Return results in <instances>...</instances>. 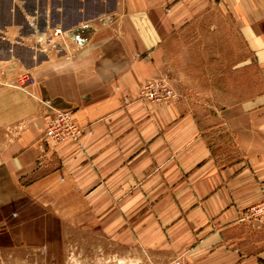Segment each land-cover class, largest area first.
<instances>
[{"label":"crops","instance_id":"0c3cea01","mask_svg":"<svg viewBox=\"0 0 264 264\" xmlns=\"http://www.w3.org/2000/svg\"><path fill=\"white\" fill-rule=\"evenodd\" d=\"M215 11L243 48L232 65L228 42L187 52ZM53 26L82 27L71 56L35 47ZM184 52L245 96L205 116L139 97ZM0 60L35 78L0 87V263L65 264L91 238L90 264H264V224L239 221L264 199V0H0ZM56 110L86 127L78 142L44 139Z\"/></svg>","mask_w":264,"mask_h":264},{"label":"rangeland","instance_id":"374dc122","mask_svg":"<svg viewBox=\"0 0 264 264\" xmlns=\"http://www.w3.org/2000/svg\"><path fill=\"white\" fill-rule=\"evenodd\" d=\"M71 17V15L69 16ZM97 20L102 18L101 15L96 16ZM200 23L203 24L199 25ZM208 23L207 26L205 24ZM197 26V27H196ZM192 29L189 30L183 38L189 39L193 37L198 39L197 48L191 49L187 46L188 53L192 51L194 54L208 53L209 58H214L213 55L216 52H220L222 45L221 42L230 44V64L234 63L236 56L243 53L242 45L236 34L233 22L230 18L222 16L216 11L210 15H203L193 23ZM198 29V30H196ZM193 32V34H191ZM204 42L213 43L214 45H202ZM184 52L183 61L173 63L170 74V86L173 89L176 97L183 103L188 104L193 108L199 115H207L211 111V106L215 108L221 107L227 102L237 99L239 96L237 93H222L221 85L223 78L217 76L215 78L205 77L207 74L208 67L215 62H202L200 56L197 61H190L189 54ZM208 58V59H209ZM207 64V65H206ZM208 66V67H207ZM215 72V70H214ZM236 75V74H233ZM237 78L232 75L228 76L226 82L236 81ZM248 89V88H247ZM247 94V93H246ZM248 96V95H246ZM82 245L76 243L74 240L70 243V253L67 255L65 264H90L92 260H95L96 254H91L92 246L97 243V239H83ZM93 242V243H92ZM2 264V263H0Z\"/></svg>","mask_w":264,"mask_h":264},{"label":"built area","instance_id":"2783aa9c","mask_svg":"<svg viewBox=\"0 0 264 264\" xmlns=\"http://www.w3.org/2000/svg\"><path fill=\"white\" fill-rule=\"evenodd\" d=\"M81 29L82 27L72 29H63L60 26L49 27L46 31H41L34 35V45L43 53H61L71 56L72 52L70 50L75 51L80 43L78 33ZM72 44L74 47L71 46ZM34 83L35 78L28 70L14 73L12 66L8 62L0 60V87L25 89ZM138 95L153 102H166L176 98L167 79L162 77L142 81ZM86 131V127L78 124L70 112L56 110L46 120L43 137L51 145H58L65 141L78 142ZM239 221H254L264 224V199L249 205L241 211ZM164 264L191 263L183 256H177Z\"/></svg>","mask_w":264,"mask_h":264}]
</instances>
